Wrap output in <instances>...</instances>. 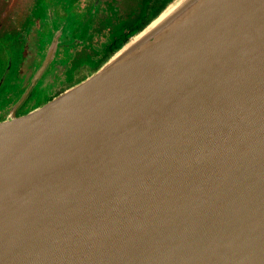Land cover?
<instances>
[{"label": "water", "instance_id": "obj_1", "mask_svg": "<svg viewBox=\"0 0 264 264\" xmlns=\"http://www.w3.org/2000/svg\"><path fill=\"white\" fill-rule=\"evenodd\" d=\"M0 264H264V0H173L1 120Z\"/></svg>", "mask_w": 264, "mask_h": 264}, {"label": "flooded vegetation", "instance_id": "obj_2", "mask_svg": "<svg viewBox=\"0 0 264 264\" xmlns=\"http://www.w3.org/2000/svg\"><path fill=\"white\" fill-rule=\"evenodd\" d=\"M171 1L33 0L0 17V121L86 79Z\"/></svg>", "mask_w": 264, "mask_h": 264}, {"label": "bare ground", "instance_id": "obj_3", "mask_svg": "<svg viewBox=\"0 0 264 264\" xmlns=\"http://www.w3.org/2000/svg\"><path fill=\"white\" fill-rule=\"evenodd\" d=\"M172 10V7H170L167 11H165L162 16L156 20L155 22L157 23L159 20H161L163 17H165L170 11ZM200 241H205V239L201 238Z\"/></svg>", "mask_w": 264, "mask_h": 264}, {"label": "trees", "instance_id": "obj_4", "mask_svg": "<svg viewBox=\"0 0 264 264\" xmlns=\"http://www.w3.org/2000/svg\"><path fill=\"white\" fill-rule=\"evenodd\" d=\"M172 1H173V0H172ZM165 8H166V7H165ZM158 14H159V13H158ZM158 14H156V16H157ZM156 16H155V17H156ZM155 17H154V18H155ZM140 31H141V30H140Z\"/></svg>", "mask_w": 264, "mask_h": 264}, {"label": "rangeland", "instance_id": "obj_5", "mask_svg": "<svg viewBox=\"0 0 264 264\" xmlns=\"http://www.w3.org/2000/svg\"><path fill=\"white\" fill-rule=\"evenodd\" d=\"M48 35H49V33H48Z\"/></svg>", "mask_w": 264, "mask_h": 264}]
</instances>
